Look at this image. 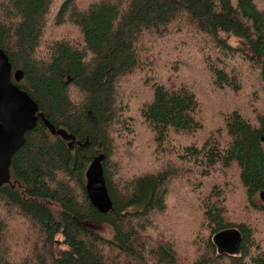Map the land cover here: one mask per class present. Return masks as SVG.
<instances>
[{
    "label": "trees",
    "instance_id": "obj_1",
    "mask_svg": "<svg viewBox=\"0 0 264 264\" xmlns=\"http://www.w3.org/2000/svg\"><path fill=\"white\" fill-rule=\"evenodd\" d=\"M49 22L63 36L46 40ZM172 32L177 49L196 57L172 63L168 72L170 62L164 68L157 56L145 54L162 49L159 44ZM0 50L12 72L23 73L17 86L38 112L75 139L69 150L40 119L25 133L11 159L10 184L0 187V264H182L187 258L180 259L174 249L180 228L156 226L154 219L162 218L169 200L182 209L188 197L200 204L199 221L205 226L203 233L200 224L191 228V236L205 237L199 235L200 251L187 264H264V247L255 240L259 233L228 223L223 192L201 183L233 168L247 204L264 214L258 199L264 191V0H0ZM204 51L237 68L203 62ZM193 62L197 67L187 73ZM165 70L170 78H162ZM247 76L257 83L252 94L257 103L261 100L262 114L252 120L231 109L215 137L207 135L200 146L174 148L177 139L206 131L203 115L213 109V104L202 105L206 96L239 95ZM134 77L147 89V98L136 104L139 126L152 142L151 153L170 166L139 167L140 174L121 182L110 160L112 136L121 141V135H129V108L118 90ZM101 154L112 202L106 214L92 207L85 192V172ZM182 176L186 193L168 198V187ZM191 176L199 179L195 192L187 183ZM181 215L175 214L179 222ZM90 223L105 227L108 235ZM228 229L241 234L237 256L219 255L213 245V236Z\"/></svg>",
    "mask_w": 264,
    "mask_h": 264
},
{
    "label": "rangeland",
    "instance_id": "obj_2",
    "mask_svg": "<svg viewBox=\"0 0 264 264\" xmlns=\"http://www.w3.org/2000/svg\"><path fill=\"white\" fill-rule=\"evenodd\" d=\"M60 29L61 28L57 29L54 26L53 22L51 23L49 22L47 24V28L45 31L46 40L51 41V40L59 39L60 37L58 33H61V36H63L62 35L63 32H61ZM68 33L69 35H71V38H74L72 36L74 35L73 32L69 31ZM173 34L174 32H172L169 37H167L161 44H159L164 49L160 48L156 50L154 47L152 48L154 52L153 50L152 51L150 50L147 51V54H145V57H151L152 55L157 56L159 65L162 62H164L163 65L164 68H167L169 64L168 62H170L168 72H170V68L173 64H178V63L180 65L187 64V61L189 62L190 56H192V58L196 57V55L193 54L194 52L188 50L185 51L182 49H180L179 51V49H177V44L175 41L176 39ZM179 42H182V40H179ZM228 43L232 46H237V42L233 41V38H229ZM183 44L184 43H182V45ZM174 49L178 50V53H173L172 51ZM209 51L211 50L209 49ZM200 60H202L203 62L211 60L213 63H215L218 66H226L227 68L228 66L229 67L234 66V68H237L236 67L237 65L234 64L233 61H227V59H222L219 55H209L207 51H204V54L201 56ZM194 62L191 63L189 67H186L187 73H188L187 69H189L190 67L191 69L193 68L195 69L197 67L194 66L195 65ZM156 69L157 67H155V72L157 73ZM167 75H168L167 71L165 70L162 78L164 79L166 77L170 78V76ZM237 75L240 76L239 73ZM157 80L162 81L160 75H157ZM241 81H242L241 91L239 92V95H236L235 93L232 92H225V93L223 92L220 94L215 93L206 96L207 98L206 102L203 103L202 105L213 104L212 106L213 109L210 111V113L203 115V119H204L203 122L205 123L206 131L194 137L183 136L180 139H177L176 143L172 142L174 148H182L190 144L200 146V144L207 137V135H213L215 137L216 134L222 130V122L224 116L231 109L239 110L242 115L252 120L258 114H262L263 106L261 105V100L259 103H257L256 99L253 97L252 94V90L257 87V83L248 76L245 79H241ZM135 82H138L137 77L128 80L125 79L120 83V88L118 90V93H120V100H122V102L124 103V107L126 108L127 106L129 108L128 110L129 119H127L126 122H127V126H129V131H130L129 135L126 136L121 135V139L123 138L121 141H119L120 136H114V135L112 136L113 155L110 160H111V165L113 166V174L116 176L117 180L121 182L126 181L128 179V177L126 176L140 174L142 170L137 171L139 167H145L144 171H152L153 168L158 166L160 167L164 165L170 166L168 165V163L162 164L167 161L163 159L159 160L160 157L159 154H157L156 152H154V154L151 153V149L153 148L152 142H150L149 137L148 138L146 137L144 129L141 126H139V117H138V111L136 110V106L138 105L137 103L140 102V100L142 101L147 98L146 97L147 89L142 88L139 85H136ZM199 83L200 82H198V85ZM262 86L263 85H261L260 88H263ZM205 88L206 86L203 85L202 86L203 92ZM205 93H207V90L203 94L205 95ZM220 104L222 105L223 109H221ZM149 146L151 147V149L149 148ZM132 155H134L135 157ZM127 157L130 158V163L125 161ZM171 167L174 166L171 165ZM233 172L234 170L232 168L228 171L211 175V177L208 179L209 181L203 180L201 181V183L203 185H207L208 182L212 184V186L218 187L223 192L226 202L224 203V208H225L224 219L231 224H235V225L246 224L251 228H254L256 230V234L259 233V237H257L255 240L257 241V243L258 241H260V243L264 247V214L258 210L257 211L254 210L247 204L245 192L238 182L237 175ZM184 179L185 177L182 176L181 180L177 181L180 183L178 184L172 183L168 187L169 189L168 198L169 197L173 198L174 196L177 195L175 198L178 199L186 193V190L184 191V193L181 190V185ZM186 179H187V183L191 185L193 191L195 192L197 190L196 185L199 179H197L196 176L186 177ZM197 197L198 196L196 195V200ZM193 198L194 197L192 198L188 197L186 205L183 206L184 205L183 204L182 209L180 208L176 209L174 205H171L174 201L169 200L166 212L162 216V218L154 219V224L156 226L157 225L161 226L164 223L165 225H169L171 229H174L172 226L173 223L176 229L180 228V233H179L180 238L174 245V249L176 255H178L180 259L187 258V261H185L182 264H187L192 262V260H194L196 254L200 251L199 249L200 244H196L198 238H200L199 235L205 237V235L200 234V232H198V234H195L194 236H191V228L193 229L196 225L200 224L199 231H201V233H203L202 231H205L204 224L199 221L200 204H198V201L194 203L192 201ZM177 213L182 214L180 219L181 222H179L177 216H175V214ZM164 217L167 220L170 219L171 222H165V219H163ZM187 224H188V231L186 232ZM88 226L99 233L108 235V230L105 227H101L96 223H90ZM191 242L194 244L193 248L191 247ZM61 248L62 247L60 245L57 246V252H59Z\"/></svg>",
    "mask_w": 264,
    "mask_h": 264
},
{
    "label": "water",
    "instance_id": "obj_3",
    "mask_svg": "<svg viewBox=\"0 0 264 264\" xmlns=\"http://www.w3.org/2000/svg\"><path fill=\"white\" fill-rule=\"evenodd\" d=\"M23 79L21 70L12 72L7 56L0 50V187L10 184V164L15 152L25 142V133L31 131L38 120L42 121L52 136H58L73 149L75 139L64 130H56L41 113L37 104L17 84ZM264 144V141H263ZM104 156L95 157L85 172L87 198L99 213L106 214L112 209L103 174ZM264 205V191L258 194ZM241 234L235 229L216 233L212 242L219 255L237 256L241 248Z\"/></svg>",
    "mask_w": 264,
    "mask_h": 264
}]
</instances>
